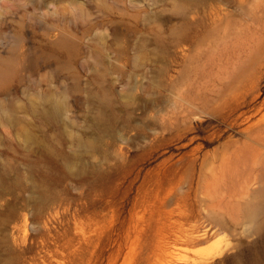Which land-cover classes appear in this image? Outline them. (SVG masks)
<instances>
[{"label": "rangeland", "instance_id": "rangeland-1", "mask_svg": "<svg viewBox=\"0 0 264 264\" xmlns=\"http://www.w3.org/2000/svg\"><path fill=\"white\" fill-rule=\"evenodd\" d=\"M0 264H264V0H0Z\"/></svg>", "mask_w": 264, "mask_h": 264}, {"label": "bare ground", "instance_id": "bare-ground-1", "mask_svg": "<svg viewBox=\"0 0 264 264\" xmlns=\"http://www.w3.org/2000/svg\"><path fill=\"white\" fill-rule=\"evenodd\" d=\"M46 101H48L49 103H51L52 104V106H53V112L55 113V114H59V115H61V113L63 112V110H64V103L61 101V100H58V99H55V98H53V97H46ZM5 111H6V113L7 114H9V115H12V112H11V110L10 109H4ZM52 112V113H53ZM85 142V141H84ZM87 142V141H86ZM85 142V143H86ZM87 144V143H86ZM84 145V144H83Z\"/></svg>", "mask_w": 264, "mask_h": 264}]
</instances>
